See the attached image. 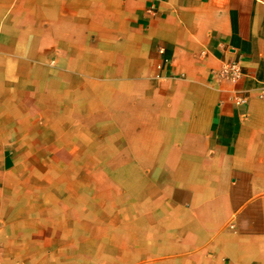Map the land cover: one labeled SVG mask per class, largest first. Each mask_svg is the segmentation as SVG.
Segmentation results:
<instances>
[{
    "label": "crops",
    "instance_id": "obj_1",
    "mask_svg": "<svg viewBox=\"0 0 264 264\" xmlns=\"http://www.w3.org/2000/svg\"><path fill=\"white\" fill-rule=\"evenodd\" d=\"M0 259L264 264V0H0Z\"/></svg>",
    "mask_w": 264,
    "mask_h": 264
},
{
    "label": "built area",
    "instance_id": "obj_2",
    "mask_svg": "<svg viewBox=\"0 0 264 264\" xmlns=\"http://www.w3.org/2000/svg\"><path fill=\"white\" fill-rule=\"evenodd\" d=\"M159 51L161 53L165 52V48L164 47H159ZM169 62L168 59H164L161 63H159L157 65V70L158 72L156 73V77L161 78L162 77V71L165 68V65ZM223 75L227 78H230L232 80H237L242 76V70L241 67L239 65V63L237 61H233L228 63L222 71ZM0 264L1 263V259H0Z\"/></svg>",
    "mask_w": 264,
    "mask_h": 264
},
{
    "label": "rangeland",
    "instance_id": "obj_3",
    "mask_svg": "<svg viewBox=\"0 0 264 264\" xmlns=\"http://www.w3.org/2000/svg\"><path fill=\"white\" fill-rule=\"evenodd\" d=\"M51 163V162H50ZM66 178L70 177L71 178V173L65 174Z\"/></svg>",
    "mask_w": 264,
    "mask_h": 264
}]
</instances>
